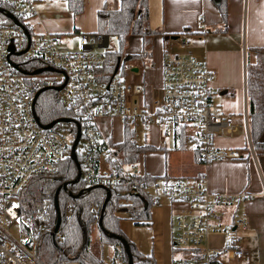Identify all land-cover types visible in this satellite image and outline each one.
Instances as JSON below:
<instances>
[{
	"label": "built area",
	"instance_id": "2783aa9c",
	"mask_svg": "<svg viewBox=\"0 0 264 264\" xmlns=\"http://www.w3.org/2000/svg\"><path fill=\"white\" fill-rule=\"evenodd\" d=\"M33 2L0 0V14L10 20L0 17V264H44L36 255L35 239L25 232L28 223L21 213L20 195L32 177L54 172L67 154V132L44 128L34 112L36 90L57 86L59 101L70 109L79 126L83 150L79 178L83 185L114 188L122 183L129 192L146 193L150 206L163 198L177 204L172 244L180 255L172 258L171 264H216L221 250L204 242L220 230L217 206L251 194L213 192L203 173L156 176L146 183L141 178L144 172L136 164L118 162L116 147L96 124L100 117H119L123 122L139 118L144 124L161 128L182 127L186 129L184 140L192 146L198 162L241 158L238 148H219L213 143L219 129H233L230 116L215 110L217 92L212 82L216 73L193 57L167 49L162 54L161 95L142 107L135 100L142 86L123 80L116 68H103L105 51L112 49L109 38L103 47L104 34L82 32V46L103 49L94 53L64 49L54 34L32 31L30 19L36 15ZM196 29H203L201 19ZM188 44V38L181 34L179 46ZM29 60L40 64L33 70H40H22L19 65ZM244 120L246 126L245 109ZM246 131L248 135L247 126ZM235 221L241 223L243 218L237 216ZM14 227L17 233L12 232ZM225 232L226 249L239 258L243 247L238 236L230 228ZM54 235L60 239L56 229ZM116 248L112 259L126 264L120 251L115 253ZM108 258L102 255L101 245L99 264H107Z\"/></svg>",
	"mask_w": 264,
	"mask_h": 264
},
{
	"label": "crops",
	"instance_id": "0c3cea01",
	"mask_svg": "<svg viewBox=\"0 0 264 264\" xmlns=\"http://www.w3.org/2000/svg\"><path fill=\"white\" fill-rule=\"evenodd\" d=\"M105 5L106 0H83L82 11L76 15L62 17L61 23L54 20L51 23L50 18L46 21L44 18L42 22L41 18L35 15L30 19L32 31L50 32L57 37L58 44L60 31L76 34L80 40L82 32L96 30L97 10ZM147 5L150 28L160 30L165 35L156 34L152 37L149 59L126 60L121 73L117 66L123 80L142 86V93L135 98L136 103L143 107L152 98L161 95L163 51L168 49L205 63L216 73L212 82L217 92L215 110L229 115L233 123L231 130L219 129L213 136V143L219 148H238L242 157L201 164L196 160L190 144L185 140L178 144L176 136L181 135H177L175 129L144 124L142 120L135 118L130 124L133 130L137 123L148 130V133H143L144 141L136 144H149L151 148L143 150L134 164L144 173L151 175L177 177L203 173L209 189L213 192L251 194L244 199L217 206L220 230L211 233L204 243L221 250L216 264H264V149L253 148L247 111L248 135L244 120L246 66L255 61L253 48L264 46V0H226L224 18L213 0H147ZM199 19L203 21L202 30L196 29ZM62 26L66 28L62 29ZM184 28L189 31L183 33ZM181 34L189 40V44L184 47L179 46ZM125 41L127 45L124 42L122 53L136 54L141 51L139 36L128 35ZM78 50L92 53L100 51L99 48L82 46L81 42ZM126 64L127 70L124 69ZM96 124L101 134L114 146L122 140L124 122L119 117H100ZM168 131L172 135L169 143L164 139ZM258 139L264 143V128ZM160 202L150 207L149 224L141 225L148 226L152 236L159 238L160 245L164 239L175 249L172 234L178 205L168 201L172 210L164 212ZM237 216L243 218L241 223H236ZM227 228L234 230L243 247L239 258L232 256L226 249ZM150 253L155 264H163L161 251Z\"/></svg>",
	"mask_w": 264,
	"mask_h": 264
},
{
	"label": "trees",
	"instance_id": "16d2710c",
	"mask_svg": "<svg viewBox=\"0 0 264 264\" xmlns=\"http://www.w3.org/2000/svg\"><path fill=\"white\" fill-rule=\"evenodd\" d=\"M66 8L72 15L83 9V0H64ZM220 14L226 15V0H213ZM0 17L4 21H10ZM96 32L114 38L115 46L105 51L106 63L103 68L121 73L123 63L130 59H149L152 49V37L163 34L160 30L150 28L148 24L147 0H117L115 8L106 5L97 10ZM187 28L183 32H188ZM128 35H137L141 39V51L136 54L122 53V46ZM110 46V45H109ZM255 61L246 66L245 94L249 136L253 148L264 149V143L258 138L264 128V46L253 48ZM110 63L111 66H110ZM37 61L29 60L19 66L22 70H33L39 66ZM34 112L39 123L45 125L58 118L67 121H56L52 127L70 134L67 154L54 172L37 174L32 177L20 195L22 216L28 223L25 232H30L35 239V252L44 264H61L63 261H76L82 264H99L100 255L92 252L93 237L100 246L106 243L117 247L121 257L127 264L120 237L129 247L132 264H155L151 253L140 252L120 227L119 212L136 224H149L151 218L148 195L142 191L129 192L126 185L119 183L114 188L102 186H85L80 178L77 180V167L70 157V146L75 136L77 122L70 109L64 107L58 99V92L53 87L38 88ZM133 121L124 122L123 138L115 144L118 152L117 160L121 164L132 165L138 155L149 144L138 145L134 138V130L130 127ZM66 125L68 127H66ZM177 142L184 140V128L175 129ZM81 139H79L80 141ZM74 149L76 160L80 165L82 142ZM156 176L144 173L143 181ZM96 208V210H94ZM58 225L60 239L54 235L55 224ZM174 231V230H173ZM93 233V234H92ZM114 253V255H115Z\"/></svg>",
	"mask_w": 264,
	"mask_h": 264
},
{
	"label": "rangeland",
	"instance_id": "374dc122",
	"mask_svg": "<svg viewBox=\"0 0 264 264\" xmlns=\"http://www.w3.org/2000/svg\"><path fill=\"white\" fill-rule=\"evenodd\" d=\"M33 1H34L33 6L36 11V15L41 18L42 22L44 18H45V21L49 20L48 18H50L52 19L50 20L51 23L53 22V20L55 22L61 23L62 17L71 15V13L68 12V10L66 9L64 0H33ZM106 6L108 8H115L117 6V0H106ZM67 22L68 20L65 21V23ZM65 28H66L65 26H62V29H65ZM60 33L61 35L59 37V45L62 48L77 50L80 47V40L76 34H65V33H62V31H60ZM69 40H70V44H69ZM109 45L111 47L115 46L113 37L109 39ZM125 45H127V41H125ZM102 49L103 48H99L100 51ZM127 67L128 66L126 64L124 69L127 70ZM66 127L68 126L66 125ZM241 130H242V127H241ZM145 131L148 133V130H146V128L143 127V125H141L140 123H137L134 126L135 142L142 143L144 141L142 137ZM65 135L69 140L71 139V136L69 133H66ZM164 139L167 143L171 141L172 135L170 131H168V133L165 134ZM81 142L82 141L80 140L79 141L80 146L82 144ZM160 206L161 208H163L164 212H170L172 210V206L165 198H163L162 201L160 202ZM119 214L120 216H122L120 219L121 221L120 227L122 231L124 232L126 237L130 239V241L133 242V244L136 246V248L140 252H143L144 254H146V253H150L153 251L155 252V250L161 251V255L163 256V260H162L163 264H171L172 258L178 257L180 255L178 251L171 248L172 246L169 245L166 240L163 239V242L160 245L159 238H155V236H152V233L150 232V229L148 228L147 225L136 224L132 220L126 218L124 216V213L119 212ZM17 231L18 230H16L15 227L12 230L13 233H17ZM92 239H93V245H92L91 250L93 254H95L96 256H99L101 255L100 246L97 242H95L94 237ZM113 247L114 246L111 244H106V243L102 244V255L104 257H109L107 264H118L117 261L112 259Z\"/></svg>",
	"mask_w": 264,
	"mask_h": 264
},
{
	"label": "water",
	"instance_id": "95a60500",
	"mask_svg": "<svg viewBox=\"0 0 264 264\" xmlns=\"http://www.w3.org/2000/svg\"><path fill=\"white\" fill-rule=\"evenodd\" d=\"M0 12H1V8H0ZM5 14H6V16L10 17L14 23H17V20H16L15 18H13L10 14H7V13H5ZM107 42H108V36H107L106 34H104V43H103V47H105V46L107 45ZM134 69H135V68H134ZM39 70H40V69H38V70H33L32 73H35V72H37V71H39ZM54 88H55V89H58L59 86L54 87ZM38 92H39V91H37V92L34 94V96H33V101H35V98H36ZM56 121H67V119H65V118H58V119H56V120H54V121H51V122H49V123L43 125V127H44V128H49V127H51ZM75 125H76V132H75V136H74V138H73V140H72V142H71V146H70V157L74 160L75 165H76V167H77V169H78L77 174H76V178H75V179L77 180V179L79 178V164H78V161L76 160L74 149H75V147H76V145H77V143H78V141H79V138H80V131H79V126H78V124H75ZM58 221H59V220L57 219L56 224H55V228H54V229H56V227H57V225H58ZM120 240H121V243H122V247H123V249H124V252H125V254L127 255V264H132L131 255H130V251H129V247H128V245H127V242H126L125 239L122 238V237H120Z\"/></svg>",
	"mask_w": 264,
	"mask_h": 264
}]
</instances>
